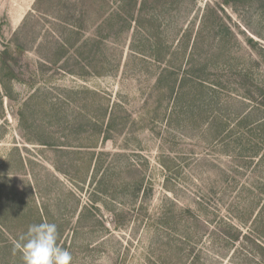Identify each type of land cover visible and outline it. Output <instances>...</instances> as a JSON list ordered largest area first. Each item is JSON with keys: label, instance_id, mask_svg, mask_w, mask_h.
I'll return each mask as SVG.
<instances>
[{"label": "rangeland", "instance_id": "1", "mask_svg": "<svg viewBox=\"0 0 264 264\" xmlns=\"http://www.w3.org/2000/svg\"><path fill=\"white\" fill-rule=\"evenodd\" d=\"M261 91L264 0H0V264H264Z\"/></svg>", "mask_w": 264, "mask_h": 264}, {"label": "clouds", "instance_id": "2", "mask_svg": "<svg viewBox=\"0 0 264 264\" xmlns=\"http://www.w3.org/2000/svg\"><path fill=\"white\" fill-rule=\"evenodd\" d=\"M58 226L52 222L31 224L16 242L23 264H72L71 253L58 245Z\"/></svg>", "mask_w": 264, "mask_h": 264}, {"label": "trees", "instance_id": "3", "mask_svg": "<svg viewBox=\"0 0 264 264\" xmlns=\"http://www.w3.org/2000/svg\"><path fill=\"white\" fill-rule=\"evenodd\" d=\"M250 44H251V41H250ZM5 64V63H4ZM6 67H7V69H8V71H9V76L12 78V77H14L13 76V74H12V72L10 71V65H8V64H6L5 65ZM261 98H263L264 97V91H261V96H260ZM241 124H242V122H241ZM244 126V125H243ZM257 153L256 152H252L250 155H256ZM236 239V238H235ZM238 239V238H237ZM236 239V240H237ZM259 248H260V246H259ZM263 250V249H262Z\"/></svg>", "mask_w": 264, "mask_h": 264}]
</instances>
